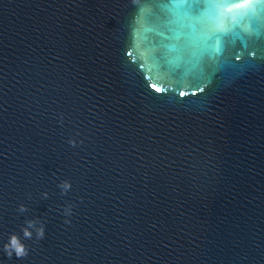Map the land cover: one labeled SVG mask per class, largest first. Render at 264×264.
<instances>
[{
  "label": "water",
  "instance_id": "obj_1",
  "mask_svg": "<svg viewBox=\"0 0 264 264\" xmlns=\"http://www.w3.org/2000/svg\"><path fill=\"white\" fill-rule=\"evenodd\" d=\"M169 5L0 0V264H264V20L178 57Z\"/></svg>",
  "mask_w": 264,
  "mask_h": 264
},
{
  "label": "snow or ice",
  "instance_id": "obj_2",
  "mask_svg": "<svg viewBox=\"0 0 264 264\" xmlns=\"http://www.w3.org/2000/svg\"><path fill=\"white\" fill-rule=\"evenodd\" d=\"M201 3L204 6L193 15L192 4ZM239 3L240 0H170V19L164 22L166 31L158 35L172 41L167 48L178 57L191 55L200 59L215 54L241 17H249L250 23L245 28L249 33L254 31V23L264 20V0H248L244 8L237 7Z\"/></svg>",
  "mask_w": 264,
  "mask_h": 264
},
{
  "label": "clouds",
  "instance_id": "obj_3",
  "mask_svg": "<svg viewBox=\"0 0 264 264\" xmlns=\"http://www.w3.org/2000/svg\"><path fill=\"white\" fill-rule=\"evenodd\" d=\"M69 143L75 145V141H69ZM58 187L61 189V194H67L71 189V183L68 181L61 182ZM43 198L48 199V193H43ZM18 211L20 213H25L28 211V208L25 205H20ZM63 214L65 216L72 215V205L68 204L64 210ZM66 223H70V221H65ZM46 225L37 219H28L25 221V226L22 228L23 238L24 239H32L35 236L36 240H42L45 237ZM3 251L7 254L9 258L15 255L17 258H23L28 255V248L22 242V239L19 235L13 234L9 237L7 243L4 244Z\"/></svg>",
  "mask_w": 264,
  "mask_h": 264
}]
</instances>
